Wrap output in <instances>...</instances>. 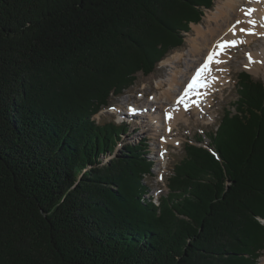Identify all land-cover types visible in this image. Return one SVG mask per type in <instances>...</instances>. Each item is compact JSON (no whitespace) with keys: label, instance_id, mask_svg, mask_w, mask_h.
<instances>
[{"label":"trees","instance_id":"trees-1","mask_svg":"<svg viewBox=\"0 0 264 264\" xmlns=\"http://www.w3.org/2000/svg\"><path fill=\"white\" fill-rule=\"evenodd\" d=\"M213 7L0 0V264H260L262 80L239 75L237 101L185 144L160 206L149 143L117 152L127 125L96 119Z\"/></svg>","mask_w":264,"mask_h":264},{"label":"rangeland","instance_id":"rangeland-1","mask_svg":"<svg viewBox=\"0 0 264 264\" xmlns=\"http://www.w3.org/2000/svg\"><path fill=\"white\" fill-rule=\"evenodd\" d=\"M213 2L214 7L210 10H205V14L202 17L201 22L198 24H191L190 32L185 34L186 38L183 47L174 51L175 53H180V55L183 54L182 59L178 63H175L173 67L161 65L160 63L156 71L149 76H144L142 73H138L137 80L134 82V85L126 91L125 94L117 97L112 96L110 104L103 108L100 115L96 116L97 122L118 121L121 124L123 119L119 116H123L125 118L127 115V104L137 105V107L140 108H142V106H147L149 110L152 109L150 111L148 110L147 114H144L146 118H143L142 120L140 118L137 119L138 121L135 120L134 122H129L131 123L130 125H127L129 131L121 137V141H119L116 151L122 152L125 146H135V144H138L141 140L149 143V153L147 157L154 163V167L152 169L153 175L149 177L147 176L145 180L147 181L148 186L152 189L151 194H154L155 196L157 193L158 195H165L168 193L166 186L167 179L171 176L174 165L185 157V144L190 141L196 142L199 136L207 138V135L217 128L225 110L227 108H232L233 104L237 101V83L239 75L243 72H248L254 79L262 80L264 82V67H260L259 70L255 67V65L250 67L247 62L248 60L246 61L247 58H245L246 56L248 57L249 54H257L264 51V37L259 36L251 41V43H243V45H239L237 48H232L230 50L232 59L229 63L230 68L227 71L228 79L230 81L227 85L221 84V88L217 89L213 94V104L211 105L210 110L208 112L206 110L205 112L207 114L209 113V115H202V112L195 111L194 108H191L190 110L186 109L187 113L185 114L184 120H181L177 124L175 132L172 134L167 133L166 126L169 121V116L167 115V117L166 114L168 113L167 110L169 106L167 108H160V106L156 104L158 102L155 97H163L166 99L164 92L170 88V83L167 80L176 76L179 80L182 79L186 70L187 59L192 57L190 56V45L188 39H192L196 36L195 31H193L194 25L196 26L202 24L204 30L209 27L217 26L215 20H212L209 16H212L213 12L219 6L227 4L228 0H213ZM245 2L248 4H240L239 9L235 7V10L232 12L236 15V20L238 21L245 19L244 13L248 11L249 7H251V0H245ZM229 18H231V16H229ZM222 20L223 18H221V21ZM236 20L232 26H234L235 23L237 24ZM225 30H227V28ZM230 30L231 28L228 29L227 32H230ZM235 32L236 31H231L230 35L234 36L235 42L237 43L240 41V38L239 33ZM146 49L148 53L153 50L151 46H147ZM174 52L172 53L174 54ZM203 58L201 60H204ZM201 60L197 64H200V62H202ZM217 65L214 66V70H220L218 67L219 65ZM161 81H164L165 84L163 88H159L157 86ZM163 101L165 102V100ZM142 110L145 111L146 109L143 108ZM156 127L161 129L157 134L151 130ZM168 135L175 136L168 137ZM167 138L177 139L178 143H168ZM166 145L167 149H165ZM163 156L165 157L163 158ZM101 159L103 162L108 163L107 161L110 160L111 157L102 156ZM160 176H162V179ZM260 264H264V256L261 258Z\"/></svg>","mask_w":264,"mask_h":264},{"label":"bare ground","instance_id":"bare-ground-1","mask_svg":"<svg viewBox=\"0 0 264 264\" xmlns=\"http://www.w3.org/2000/svg\"><path fill=\"white\" fill-rule=\"evenodd\" d=\"M244 3L248 4L245 2V0H228L227 4H224L223 6H219L213 12V15L209 16L212 18V20L213 19L215 20V23L217 24V26L209 27L206 30H204L202 24H199L196 26L194 25L193 31H195L196 36L192 39L190 38L188 39V42L190 45V50H189L190 56L192 57H190V59H187L186 70H185V73L183 74L182 79L179 80L178 77L176 76L170 80H167L170 83V88L168 90H165L164 92V96L166 97V99L163 97L162 98L155 97L156 101L158 102L156 104L160 106V108H167L169 106L167 110L168 113L166 114V116L168 115L169 117H171L169 118V121L166 126V131L168 134L174 133L175 127L177 126V124L181 120H184L185 114L187 113L186 109H187L188 104H191V108H194L195 111L202 112V115L203 114L209 115V113L207 114L205 112L206 110L208 112L211 108V105L213 104L212 102L213 94L215 93L217 89L221 88L220 86L221 84L227 85L228 82L230 81L228 79V73H227V71L230 68L229 67L230 60L232 59L230 55V50L232 48L233 49L237 48V46L239 45H243V43H247V42L251 43V41H253L256 37L257 38L259 36L264 37V27L260 26L262 23H264V0H258L257 2L255 0H251V4H250L251 7H249V9H255V11L252 12L251 16H246L244 13L245 19L239 20L241 21V23L239 24L235 23V25L232 26L234 24V21L236 20V15L232 12L235 10V7L239 9V5L244 4ZM229 16H231V18H229ZM221 18H223L222 21H221ZM249 19L256 21L254 31L257 33V35H248L247 33L241 32L239 30L240 28H252L253 27L252 25L248 24ZM226 28L227 30L231 28L230 32L231 31L238 32L240 41L236 43L235 47H231V46L225 47L224 50L221 52V54L215 58L216 60L220 62L219 63L213 62L210 66L211 70L205 73L204 76L202 77L201 84H203L204 86L196 88L204 92L201 100L198 103H194L192 99L190 101H184L181 103L179 100V97L182 95V93H184L186 89V84L189 78L194 73V70H196V68L202 62H200V64H197V63L204 56L205 57L208 56L210 52L214 53L216 51H219L217 46L221 42L235 41L234 36H231L230 35L231 33L225 30ZM182 56L183 54L180 55V53L174 52V54L172 53L169 58L167 57L166 60H163L161 62V65L173 67L175 63H178L182 59ZM251 57H252V60L255 61L254 63L250 62L248 60V57L246 59V61L248 60L247 62L250 67L255 65V67L258 70L260 69V67H264V51L261 53H257V54L256 53L251 54ZM215 65H217L220 68V70H214ZM157 86L159 88H163L165 86L164 81H161L160 84ZM163 100H165V102ZM135 108L149 109L147 106H144V107L142 106V108L135 106ZM130 111L134 112V109H130ZM140 118L142 120L143 118H146V116L143 115L141 117H137L135 120L140 119ZM151 130L157 134L161 129L156 127V128H152ZM172 136H175V135H168V137H172ZM167 141L168 143L169 142H172L175 144L178 143V140L174 138H167ZM165 149H167V145L165 146ZM164 157L165 156H163V158Z\"/></svg>","mask_w":264,"mask_h":264},{"label":"snow or ice","instance_id":"snow-or-ice-1","mask_svg":"<svg viewBox=\"0 0 264 264\" xmlns=\"http://www.w3.org/2000/svg\"><path fill=\"white\" fill-rule=\"evenodd\" d=\"M255 9H248L247 12H245L246 16H251L252 12H254ZM241 23V21H237V24ZM248 24L252 25V28H240L239 30L241 32H245L248 35H257V33L254 31V27L256 25V21L249 19ZM261 27H264V23L260 25ZM235 47L236 42L235 41H227V42H221L218 44L219 51H216L210 55H208L207 60L201 65V67L196 71L195 75L192 77L191 82L188 83L187 89H185V94L187 95L188 92H191L197 87L204 86L201 84V79L204 76L205 73L209 72L211 70L210 66L213 62L219 63L220 61L216 60L215 58L221 54V52L224 50L225 47ZM248 60L250 62H255L252 60L251 55H248ZM183 102V101H181ZM171 118V117H169Z\"/></svg>","mask_w":264,"mask_h":264}]
</instances>
